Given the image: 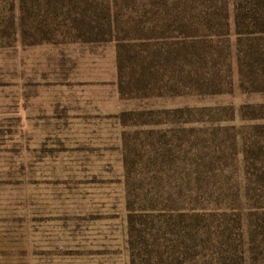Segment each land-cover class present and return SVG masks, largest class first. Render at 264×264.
<instances>
[{
  "label": "rangeland",
  "instance_id": "rangeland-1",
  "mask_svg": "<svg viewBox=\"0 0 264 264\" xmlns=\"http://www.w3.org/2000/svg\"><path fill=\"white\" fill-rule=\"evenodd\" d=\"M232 3L0 0V264H130L127 214L152 209L142 253L242 264L241 151L264 120L240 110L264 92L240 83Z\"/></svg>",
  "mask_w": 264,
  "mask_h": 264
},
{
  "label": "trees",
  "instance_id": "trees-1",
  "mask_svg": "<svg viewBox=\"0 0 264 264\" xmlns=\"http://www.w3.org/2000/svg\"><path fill=\"white\" fill-rule=\"evenodd\" d=\"M232 10L234 35L238 41L241 38L245 41V46L239 49L241 57H237L240 83L241 81L248 83L251 92H264V0H233ZM224 13L223 23L222 21L208 23V27L214 30L216 36L228 34L226 10ZM240 117L252 122L264 120V104L243 106L240 110ZM258 134H261L263 139L261 144L256 141ZM250 135L249 138L253 141L241 151L246 177L244 176L243 183L239 188L244 195L245 202L240 207L247 205V211H249L244 216L243 222L239 224L246 225L245 236L247 238L243 244L245 247L241 249L242 264L245 258L248 259L253 255L264 256V124L253 125L250 128ZM243 200L240 199L241 203ZM153 212V209L152 213L147 211L145 216L131 211L127 214V244L130 249V264H168L167 259H162L163 254L160 252L158 254L157 251L160 250L158 247L155 248L157 251L151 247L150 251L146 252L144 249L142 253L141 246L138 247L135 243L134 238L140 235V232L135 229V225H142L140 220L145 217H151L152 221L157 219L158 216H154ZM238 217L240 218V216ZM178 218L180 221L186 222L187 225H200V223L203 224L209 220L213 221L214 214L212 211L187 213L179 215ZM258 237L259 240H257Z\"/></svg>",
  "mask_w": 264,
  "mask_h": 264
}]
</instances>
